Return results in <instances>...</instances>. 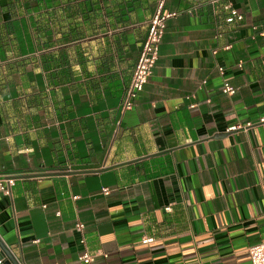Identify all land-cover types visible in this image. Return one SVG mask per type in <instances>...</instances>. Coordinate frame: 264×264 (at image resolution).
<instances>
[{"label": "crops", "instance_id": "crops-1", "mask_svg": "<svg viewBox=\"0 0 264 264\" xmlns=\"http://www.w3.org/2000/svg\"><path fill=\"white\" fill-rule=\"evenodd\" d=\"M160 1L0 0V175L16 177L0 237L22 264H253L264 0H165L177 15L125 110Z\"/></svg>", "mask_w": 264, "mask_h": 264}, {"label": "built area", "instance_id": "built-area-1", "mask_svg": "<svg viewBox=\"0 0 264 264\" xmlns=\"http://www.w3.org/2000/svg\"><path fill=\"white\" fill-rule=\"evenodd\" d=\"M214 1L216 2L217 0ZM164 6L165 0H161L156 14L151 19L148 35L144 42L140 58L134 70L132 84L127 90L123 101V108L125 110L131 109L134 106V102L138 97V94L143 90L145 84L153 74L154 68L159 59L160 43L166 31L167 21L171 17L177 15V11H165ZM225 8L229 9V15L227 18V21L229 23H233L235 21L243 19L244 15L240 13L236 8L232 7L231 5H226ZM239 64L240 66H242V62H240ZM219 71L223 73L224 68L219 67ZM223 91L228 94H234L236 92V89L233 85L226 81L224 83ZM15 178L16 177L14 176L0 175V191L3 194H11V187L15 184ZM103 192L105 194H108L110 192V189L105 187L103 188ZM167 210H170V208L167 207ZM76 228L79 231L83 232L85 229V224L83 222H78L76 224ZM82 240L85 243V239ZM152 241H154L153 237H145L143 239V243H150ZM249 252L253 264H264V241L252 245L249 248ZM79 259L85 263H91L95 260V255L85 248Z\"/></svg>", "mask_w": 264, "mask_h": 264}, {"label": "water", "instance_id": "water-1", "mask_svg": "<svg viewBox=\"0 0 264 264\" xmlns=\"http://www.w3.org/2000/svg\"><path fill=\"white\" fill-rule=\"evenodd\" d=\"M0 264H22L0 237Z\"/></svg>", "mask_w": 264, "mask_h": 264}]
</instances>
